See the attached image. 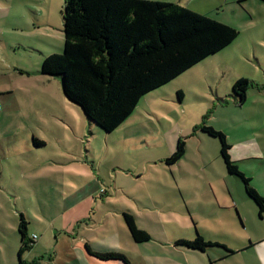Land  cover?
Returning a JSON list of instances; mask_svg holds the SVG:
<instances>
[{"label":"rangeland","instance_id":"1","mask_svg":"<svg viewBox=\"0 0 264 264\" xmlns=\"http://www.w3.org/2000/svg\"><path fill=\"white\" fill-rule=\"evenodd\" d=\"M149 1L179 4L239 35L143 97L126 123L106 133L68 101L60 78L41 72L44 57L64 49V0H0V264H21V215L36 227L42 213L51 219L59 210H88L93 231L81 230L89 240L120 225L129 234L121 211L133 213L151 238L140 244L148 250L154 241L197 234L214 243L264 237V219L228 174L219 140L201 130L224 133L240 156L256 154L235 165L264 195V0ZM237 80L249 82L242 109L232 97ZM180 142L183 158L168 165ZM85 177L99 193L90 200L78 193V202L64 186Z\"/></svg>","mask_w":264,"mask_h":264},{"label":"trees","instance_id":"2","mask_svg":"<svg viewBox=\"0 0 264 264\" xmlns=\"http://www.w3.org/2000/svg\"><path fill=\"white\" fill-rule=\"evenodd\" d=\"M64 49L62 54L44 57L42 74L60 78L65 97L79 106L89 122L106 133H112L135 112L140 101L177 77L229 47L238 32L208 15L197 14L176 3L149 0H64ZM249 82L237 80L232 97L243 105ZM183 100V93H177ZM202 132L220 142V154L229 175L238 177L246 194L264 214V198L231 160L224 133L205 125ZM34 143L37 140L34 138ZM185 142L167 159L168 165L177 163L185 154ZM123 219L132 239L137 243L151 240L138 228L133 214L123 212ZM28 222L18 220L21 236L19 258L33 248L28 237ZM177 246L206 252L226 246L206 241L200 234L191 240H179ZM90 256L103 261L126 257L120 253L92 251ZM21 264L22 262L21 257Z\"/></svg>","mask_w":264,"mask_h":264},{"label":"crops","instance_id":"3","mask_svg":"<svg viewBox=\"0 0 264 264\" xmlns=\"http://www.w3.org/2000/svg\"><path fill=\"white\" fill-rule=\"evenodd\" d=\"M247 99L248 95L243 105L238 104L236 99H234V103L238 109H242L246 106ZM262 104L259 113L261 116H264V103ZM228 144L230 145L231 143L228 142ZM235 148L236 145H230L229 150L231 160L235 164L237 161L253 159L251 156L256 157V154L253 153L251 155L245 153L240 156L236 154ZM243 172L242 170V173ZM244 175L251 179L252 187L264 198V195L261 193V187L257 184L254 185L255 179L250 175ZM81 179L84 182H81L79 186L74 185V187H71V181L68 182V185L64 186L66 193L70 194L71 198L78 200V202L81 201L79 198L81 195L78 193L83 192L86 195L84 200H90L99 193V184L97 182L96 188L93 189L91 185L93 184L92 181H87L86 177ZM116 188H118V186H116ZM76 205L77 203L73 206L75 207ZM123 211L121 212L123 213ZM256 212L258 213L257 206ZM100 213L101 211L98 210L97 214ZM90 214L88 210H59L51 219H48V217L42 213L41 221H36V227L33 226L32 223L31 226L28 224L29 239L32 240L33 236L37 237V239L34 240L32 251H30H34L35 254L33 255L30 253L29 255H25V257L22 255V262L24 264H264L263 236L257 240L251 237L248 242L238 237H235L236 239L230 242H217L226 246L233 254L220 247H213L209 248L206 252H199L183 246H177V241L185 240L181 238L154 241V249L148 250L145 247H140V244H145L147 242H135L131 235H129L130 233L127 234L124 232L121 225L119 226V230L110 229L109 232L103 233L101 237L96 239H85L82 236L81 229L88 232L89 230L91 232L93 231L90 225H88V221L92 220V215ZM97 214L95 213L94 217H97ZM106 216H110V213L106 212L105 217ZM259 218L263 220L264 214L262 217L259 216ZM59 220L62 221L61 224H58ZM84 225L86 228H84ZM140 229L143 230L144 228ZM144 231L148 233L147 230ZM18 238L21 246V236L19 232ZM86 244L95 252L123 254L128 263L119 260L103 261L90 256L85 249Z\"/></svg>","mask_w":264,"mask_h":264},{"label":"built area","instance_id":"4","mask_svg":"<svg viewBox=\"0 0 264 264\" xmlns=\"http://www.w3.org/2000/svg\"><path fill=\"white\" fill-rule=\"evenodd\" d=\"M36 239H37V237L36 236H33L32 241L34 242V240H36Z\"/></svg>","mask_w":264,"mask_h":264}]
</instances>
